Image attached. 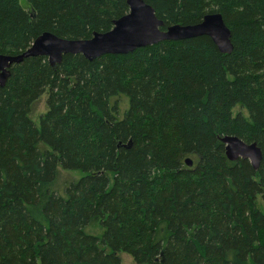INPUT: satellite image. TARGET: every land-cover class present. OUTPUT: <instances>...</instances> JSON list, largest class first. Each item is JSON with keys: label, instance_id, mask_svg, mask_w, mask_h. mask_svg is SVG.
Wrapping results in <instances>:
<instances>
[{"label": "trees", "instance_id": "obj_1", "mask_svg": "<svg viewBox=\"0 0 264 264\" xmlns=\"http://www.w3.org/2000/svg\"><path fill=\"white\" fill-rule=\"evenodd\" d=\"M144 1L164 26L221 13L231 53L201 35L13 64L0 86V264H122L121 252L264 264V0ZM25 3L0 0L1 54L45 31L89 38L128 12L125 0ZM224 135L255 142L258 168L226 159ZM59 170L79 176L60 185Z\"/></svg>", "mask_w": 264, "mask_h": 264}, {"label": "water", "instance_id": "obj_2", "mask_svg": "<svg viewBox=\"0 0 264 264\" xmlns=\"http://www.w3.org/2000/svg\"><path fill=\"white\" fill-rule=\"evenodd\" d=\"M125 1L128 12L113 20L108 31H93L85 39H67L45 31L27 49L16 55L0 53V86L5 85L10 67L27 57L45 56L54 67L66 54H81L91 61L108 53L127 54L136 48L161 41L183 40L201 35L209 37L221 53L229 54L233 49L231 31L219 12L206 13L194 24L175 23L164 26V22L155 15L153 7L144 0ZM220 141L224 144L227 159H248L254 169L258 168L262 150L255 142L246 143L235 135H224ZM185 163L191 166L192 160L186 158Z\"/></svg>", "mask_w": 264, "mask_h": 264}, {"label": "rangeland", "instance_id": "obj_3", "mask_svg": "<svg viewBox=\"0 0 264 264\" xmlns=\"http://www.w3.org/2000/svg\"><path fill=\"white\" fill-rule=\"evenodd\" d=\"M20 3L22 6H26L25 0H20ZM125 98L122 101L121 107H126V102H125ZM46 93H44L34 104L33 106V110L31 112V118L34 120V122L36 124H38L39 122V115L43 112H45L46 110ZM79 176V172H68V171H64V170H59L58 172V177L56 179V181L62 185L65 181L67 180H72L75 178H78ZM88 230L93 233V234H99L100 233V229L96 226H89ZM120 257L122 259V264H135L132 260V258L124 252L119 253Z\"/></svg>", "mask_w": 264, "mask_h": 264}, {"label": "bare ground", "instance_id": "obj_4", "mask_svg": "<svg viewBox=\"0 0 264 264\" xmlns=\"http://www.w3.org/2000/svg\"><path fill=\"white\" fill-rule=\"evenodd\" d=\"M227 159V158H226Z\"/></svg>", "mask_w": 264, "mask_h": 264}]
</instances>
